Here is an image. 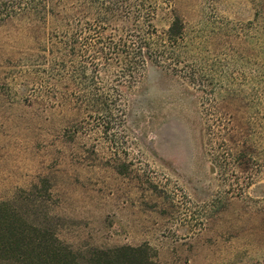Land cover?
I'll list each match as a JSON object with an SVG mask.
<instances>
[{
  "label": "rangeland",
  "instance_id": "374dc122",
  "mask_svg": "<svg viewBox=\"0 0 264 264\" xmlns=\"http://www.w3.org/2000/svg\"><path fill=\"white\" fill-rule=\"evenodd\" d=\"M149 2L158 31L184 22L181 70L149 62L114 120L45 107L50 92L75 97L56 24L0 21V201L76 248L146 244L152 264H264V147L251 183L223 184L203 145L201 86H244L252 102L258 84L264 104V0Z\"/></svg>",
  "mask_w": 264,
  "mask_h": 264
},
{
  "label": "trees",
  "instance_id": "16d2710c",
  "mask_svg": "<svg viewBox=\"0 0 264 264\" xmlns=\"http://www.w3.org/2000/svg\"><path fill=\"white\" fill-rule=\"evenodd\" d=\"M2 10L1 22L40 16L45 25L56 24L55 41L74 66L69 70L73 92L68 94L75 97L50 92L45 107H69L114 120L125 115L122 88H133L149 62L181 70L184 22L175 16L166 30L158 31L149 0H14ZM187 78L192 85L199 82L192 74ZM201 86L203 145L213 169L225 185L251 183L256 176L252 168L260 160L257 152L264 147V104L258 84L249 87L252 102L242 97L244 86ZM239 110L244 116H237ZM107 124L110 130L112 123ZM44 222L29 219L11 200L0 201V264H152L146 244L76 248Z\"/></svg>",
  "mask_w": 264,
  "mask_h": 264
}]
</instances>
